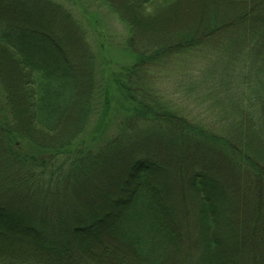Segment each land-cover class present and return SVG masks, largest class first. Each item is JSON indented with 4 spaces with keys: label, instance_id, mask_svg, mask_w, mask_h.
<instances>
[{
    "label": "trees",
    "instance_id": "1",
    "mask_svg": "<svg viewBox=\"0 0 264 264\" xmlns=\"http://www.w3.org/2000/svg\"><path fill=\"white\" fill-rule=\"evenodd\" d=\"M47 1L0 0V188L30 200L35 214L44 212L26 227L34 253L0 254V264H58L52 254L75 264H264V0H246L238 13L155 39L142 37L111 0H101L128 28L124 54L131 62L117 72L104 67L101 116L88 136L95 54L72 12ZM179 1L133 2L143 20H152ZM13 7L52 12L53 30L9 17L4 11ZM66 30L76 34L81 63L66 48ZM173 64L190 67L188 77L207 86L202 98L226 105L223 118L231 120L218 125L226 131H213L214 121L207 128L188 124L168 104L151 103V91L158 93L152 73ZM113 110L123 114L121 131L90 147ZM135 123L147 125L126 131ZM158 144L180 161L176 174L149 153ZM130 151L124 181L114 182L120 196L104 198L97 217L75 211V196L98 190L94 182L105 167L124 163ZM190 157L205 166L187 165ZM214 163L228 171L230 187L209 177ZM101 226L110 235L101 249L84 247L83 239Z\"/></svg>",
    "mask_w": 264,
    "mask_h": 264
},
{
    "label": "rangeland",
    "instance_id": "2",
    "mask_svg": "<svg viewBox=\"0 0 264 264\" xmlns=\"http://www.w3.org/2000/svg\"><path fill=\"white\" fill-rule=\"evenodd\" d=\"M50 1L58 3L72 12L73 17L80 23L84 31V38L87 41L91 53L95 54V67L93 66L94 90L90 101L91 109L84 129V134L88 136L89 133L95 131L98 119L101 116L100 93L104 87V83L102 82V77H104V72L102 73V71L104 67L109 66V71L113 69L112 71L117 72L120 70L122 64L131 62L129 57L124 54L126 53L125 40L128 34V28L118 19L114 12H110L103 6L101 0ZM133 1L134 0H111V3L117 11H122L123 15L128 18L131 23H135L136 30L138 29L142 37H150V39L162 38L167 35L170 36V32L179 29L191 31L195 25L202 24V21H207L208 18L210 20L212 17H226L229 13L231 14V12L238 13L241 11L242 7L247 4L245 2L246 0H181L175 5L167 8L165 7L162 10L158 9L152 20H143L140 14L137 13L135 8L136 4ZM17 9L18 8L13 7L4 12H6L9 17L18 18L21 23L34 25L44 30H53L57 18L54 17L52 12L45 10L28 12L22 9L18 11ZM0 12V14H3L2 10H0ZM75 38L76 34L74 37V33L72 34L71 31L66 30L64 38L66 48L72 55L71 57L74 61L81 63L82 59L76 48L77 41H75ZM5 62L7 63L6 68H10V70L14 72L13 64L11 65L8 60H5ZM106 62H109V64H106ZM181 66L182 64L179 66L173 64L172 66H168L169 69L154 70L156 73H152L153 85L158 88V93L151 91V103L165 106L168 104L175 115L185 119L188 124L196 122L202 124V127H212L211 124H214L217 126L212 130L223 133L226 129H221L218 125L226 126L227 122L229 123L231 120L230 117L228 119L223 118L226 114L225 112H228V110H226V105L224 104L222 107L216 106L212 95L209 100L207 97L206 99L202 98V96H205L203 91L207 90V86H203L199 83L195 84L192 77H188V74H186L187 70H191L189 69L190 67L185 66V69ZM80 71H82V68ZM144 80V85H148L149 82L147 83L145 78ZM209 101H212L211 112L208 107L210 104ZM112 104L114 106V103ZM122 119V113L114 110L111 111L105 121V126L98 130L99 136L96 139H89L90 147L98 148L103 142L110 140L118 134V131H121ZM173 121H177V117L174 118ZM209 121L214 122L210 124ZM146 125L147 124L144 123H135L132 127L130 126L127 128L126 131H141ZM158 127L165 128V126ZM154 147V149L148 150L149 153L155 155L153 157L160 166L162 165V167H166L170 173L176 174V171L181 167L179 165L180 161L176 159V155L172 151L163 149L161 144L155 145ZM133 152H135V150H133ZM128 154L129 155L125 157L124 163L121 162L111 168L105 167V169L108 168V171L102 172L104 178L100 180V178L97 177L96 181H100L99 184L94 182V185H97L96 187L99 188L98 190L87 189V192L83 193L84 195L80 197L79 195L75 196V199L71 201L75 211L82 212L83 210H92L89 212L97 217L98 214L101 212L104 213L105 211L104 207H106V202L104 198L108 199L114 195L120 196V194L116 192V184L114 185V182L117 180L120 182L124 181L128 172L126 171L128 170L127 161H131L132 159L128 157L131 156L132 152L130 151ZM188 159L187 165H189L188 163L190 161L192 165L205 166V160L203 161L200 158L191 157ZM218 168H221L220 165L217 167L216 163L211 164V166L206 169L209 177L217 178L221 185L230 187L229 184L232 181V177L225 168ZM205 175L208 177L207 174ZM158 178L161 181L164 180L166 184L170 181L169 177L164 173H160ZM106 182H108V184ZM89 202H97V204L95 203L91 206ZM0 205L3 207H0V254L5 255L12 253L17 256L16 254H24V252H28L27 254L34 253L32 249L35 248L34 242L36 241L26 230V227L29 223H33L39 218H42L40 215L44 214V212L35 214L34 204L30 200L24 198L14 199L2 188H0ZM231 205L236 206V204L233 203ZM91 207H93V209H91ZM229 210H234V207L231 206ZM237 213L239 216H242L239 210L238 212L235 210L234 215H237ZM107 233L106 226H101L98 230V234L90 233V235L87 236L88 239H83L82 244L84 247H88L93 243L95 247L100 250L102 247L100 243L110 236ZM27 254L25 256H28ZM52 256L58 264H75L73 258L64 260L58 254H52ZM105 262L106 260L100 264H105Z\"/></svg>",
    "mask_w": 264,
    "mask_h": 264
}]
</instances>
